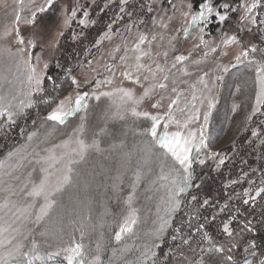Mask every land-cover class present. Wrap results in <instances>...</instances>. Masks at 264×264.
I'll use <instances>...</instances> for the list:
<instances>
[{"label":"snow or ice","instance_id":"snow-or-ice-1","mask_svg":"<svg viewBox=\"0 0 264 264\" xmlns=\"http://www.w3.org/2000/svg\"><path fill=\"white\" fill-rule=\"evenodd\" d=\"M56 2L57 0H43V3L37 5L36 0H28L31 18L24 22L34 26L37 14L48 11ZM19 3L24 4V0H19ZM111 3L113 0H107L104 8H108ZM167 3L171 6L170 9L157 8L151 0L147 5L141 4V9L146 7L147 13L156 12L157 15L151 17V27L145 31H140L137 26L134 44L125 42L123 48L116 45L109 51L108 55L113 61L116 60L117 53L122 52V55L119 56V62L105 65V71L108 73L106 77H89L90 72L97 71L92 66V60L78 62V68L86 69L82 71L81 78L73 74L72 68L65 69L64 79L70 81L73 90L62 98V84L47 74L49 63L44 61L42 68L40 66L43 56L42 52H35L36 40L26 39L21 35L18 26L21 16L17 12L13 40L17 47L15 51L11 47L0 48V55L7 54L8 72H12L13 67L15 69L13 79L7 81L9 85L20 83L26 86V89L22 87L16 94H12L10 88L7 94H0V129L14 125L18 118L26 115L28 109L43 104L45 115L41 127L44 131L42 134L39 130L29 132L27 141L31 143L34 139H39L40 144L50 146L33 149L27 155H21L23 150L17 149L15 152H9L6 160H0V193L3 194L0 196V264H35L37 261H46L53 257H63L66 264H103L100 252L106 245L98 240L95 252H86L83 244V221L79 222L78 228L75 226L78 223L76 217L82 215L78 208L82 209L86 202H90L93 186L102 184L105 179L112 181L114 188L122 185L127 179L130 187L124 201L127 205L126 212L122 213L120 220L116 222L118 231H115L114 239L117 242H122L126 235H135L134 228L139 222V216L133 203L138 190L141 187L145 193H160L163 190V195L158 197L156 204L155 227L146 234L147 238L142 243L135 245L139 252L135 264H158V242L172 226L174 215L183 205L185 189L192 184L194 165H204L207 158L215 161L216 169L219 170L226 161V157L220 153L209 150L210 136L207 131L209 118L217 102L214 90L218 88V82L223 80V76H215L210 81L207 79L209 72H203L195 83L189 84L183 77L192 75L189 72L190 65L199 67L210 54L219 51L221 55H226L228 48L239 47L240 51L234 58L236 64L246 63L255 73V99L247 120L251 121L257 114L264 116V48H258L255 44L246 45L240 35L243 32H251L253 28L264 31V13L260 11L264 8V0H200L196 7L191 2L185 4L183 0L179 7L173 0H167ZM118 5L119 14L107 25V30L96 40L93 47L99 48L105 40L111 41L114 35L118 34V30L114 32L113 25L123 20L125 14L130 19L133 17L134 12L128 10L131 7L130 0H118ZM32 6H35L34 10ZM177 11L184 21L181 30L185 40L195 37L198 41L193 47L201 50L200 59H191V54H175L178 40L176 36L168 33V29ZM234 13H239L235 31L229 34L230 29L221 27L218 40L212 38L208 31L209 25L216 22L223 26ZM62 20L64 27H71L73 22L82 28L97 23L95 19L90 18V13L84 5L79 3L62 9ZM144 24L145 21L140 19L139 25ZM133 26L134 24L127 25V30L130 32ZM157 28L159 31L155 30ZM63 34L61 28L58 36ZM12 35V29L6 28L0 33V40ZM76 38L74 33L73 39ZM153 44L157 48L155 54L152 51ZM57 46L58 39L51 42L53 50ZM161 48L165 50L159 51ZM257 55L261 56L260 60L256 59ZM161 56L163 63L157 62ZM121 66V77L139 85L142 89L139 95L132 88L111 87L116 71ZM57 67L60 65L57 64ZM217 67L222 68L224 72L228 71L226 66ZM4 79L7 80V77ZM45 81L50 83L49 88L44 86ZM181 84H187V89L180 88ZM108 88L111 90H104ZM157 96L151 104V108L157 110L155 114L139 110L146 100ZM102 98L111 100L116 109L109 119L124 121L125 116L130 113L133 118L146 122V126L128 129L123 125H113L109 128L105 121L103 127L93 131L91 140L86 139L89 101L99 102ZM164 100L169 103L166 110L161 112L159 110L165 108ZM237 107L239 106L233 105V112ZM202 108H206V111L203 113L201 124ZM81 112H84V115L79 117V123L72 128L67 138L58 143L51 142V138L68 124L69 119ZM33 123L35 124V121ZM260 123L264 125V120ZM173 126L175 130L169 131ZM129 131L133 137L141 139L130 141ZM251 136L259 140L258 147H264V127L254 128ZM100 137L110 139L107 148L101 146ZM37 147L39 148V145ZM105 153L108 155L105 156ZM93 154L105 159L114 156L113 169L103 165L98 168L87 167ZM28 156L32 158L28 159ZM13 157L16 158L15 162H12ZM26 167H31L26 176L16 174ZM113 170L116 172L115 176L111 175ZM248 177L249 173L243 172L242 176L229 180L224 187L233 188ZM247 183L249 186L241 192L233 190L223 205H216L209 199H204L200 207H212L216 212L211 217L203 218L207 223L199 222V210L186 213L188 234L185 235L179 227L175 229L172 240H179V244L175 254L168 253L165 258H173L175 264H236L232 254L233 250L239 247L236 237L242 238L244 232L251 233L255 228L252 220L247 218L242 221L239 230L232 226L242 215L240 207L232 202L239 200L242 205L255 208L258 200H264V172L261 173L259 184L250 178ZM195 187L199 188V185ZM70 189L75 192L77 207H69L63 202L64 194ZM147 198L152 199V196ZM197 200L198 197L192 195L188 203L191 205ZM57 209L62 211V215H57L55 222L39 233L41 236L52 237L56 245L55 250L41 254L34 231L43 223L52 221L53 213ZM222 213L226 214L227 218L220 222L219 229L225 239L217 241L207 231V225L215 222ZM66 219L75 231H79V242L75 238V231L69 234L68 242L63 240V221ZM87 219H91L90 212ZM193 220L198 221L195 226L192 224ZM29 224L33 227H28ZM195 234L200 235L197 244L200 255L198 259L192 260L183 248L191 247ZM48 247L52 248L53 245L49 244ZM243 250L247 254L244 264H264V252L257 258L255 240L247 242ZM127 251L129 247L125 245L121 252ZM113 254H116V249H113ZM204 254L209 256V262L204 260ZM214 254H219L220 258L213 259Z\"/></svg>","mask_w":264,"mask_h":264},{"label":"rangeland","instance_id":"rangeland-1","mask_svg":"<svg viewBox=\"0 0 264 264\" xmlns=\"http://www.w3.org/2000/svg\"><path fill=\"white\" fill-rule=\"evenodd\" d=\"M107 0H57V2L44 13H38L36 17V24L29 25L24 21L31 18V12L28 10V0H24V4H20L19 0H0V33H3L6 28L12 29L13 35L9 36L7 39L0 40V48L11 47L15 51L17 45L13 43L15 38V28H16V14L19 12L21 16V21L19 22V30L21 35L26 39L33 38L37 42V47L35 52H42L43 60L41 61V68L43 62L47 61L49 63V68L54 69L53 72L47 70L48 75H57L58 73L65 71L67 68L73 69V74L77 75L78 78H81L82 70L77 67L78 62H84V59L89 57L95 58L93 61V67L96 68V72L89 73L90 78H104L108 75L105 71L106 64H112L119 62V56L121 53L116 54V60L113 61L112 58L108 55L109 51L114 48L116 45H120L123 48L125 42L129 45L135 43L137 26L140 31H145L146 28L151 27V17L157 15L156 12L151 14L147 13L146 7L141 9V4L147 5L150 0H130L131 7L129 11H133L134 15L130 19L126 14L124 15L123 20L117 21L113 25V30L118 34L114 35L111 41L105 40L99 48L93 47L96 40L107 30V25L116 18L119 14V5L118 0H113V3L109 5L108 8H104V4ZM151 2L156 4L157 8L170 9L171 6L167 3V0H151ZM174 3L179 7L182 0H173ZM186 4L190 2L189 0H183ZM43 3V0H36V4ZM82 4L89 11L90 18L95 19L97 23L95 25H90L87 28H82L78 23L73 22L71 27H64L62 20V9L66 6ZM35 6H32L34 10ZM103 9V10H102ZM264 13V8L260 9ZM171 15V12H169ZM80 13H78V18ZM239 13H234L231 15L230 20L223 26L219 25L216 22H213L209 25L208 31L211 33V37L218 40L219 38V29L224 27L230 29L229 34L232 31H235V28L238 24ZM143 19L145 21L144 25H139V20ZM135 22V23H134ZM134 24L131 31L127 30V25ZM184 26L183 18L180 16L179 11L176 12L174 19L169 23L168 33L177 37V51L175 54H191V59H200L202 52L200 49L193 47L198 41L195 37H191L185 40L183 31L181 30ZM63 28V36H58V31ZM91 29L96 37L94 36V42L89 44L86 40L87 31ZM159 31V29H155ZM74 33L77 35L76 39H73ZM243 37V40L246 45L255 44L258 48H264V31L259 30L258 28H253L251 32H243L240 34ZM58 39V46L55 50L51 47V42ZM84 43V44H83ZM69 48L68 52H72L74 57L70 60L65 61L64 58L67 57L62 55ZM165 48L159 49L163 52ZM152 51L155 54L157 48L153 44ZM240 48L237 46H232L227 49L226 55H221L219 51L217 53H212L209 55L207 60L196 67L194 65L189 66V72L192 75L183 77L187 80L189 84L195 83L197 77L202 75L203 72H209V79H214L215 76L222 75L223 80L218 82V88L214 90V94L217 98L216 107L212 110L211 116L208 122V134L210 136L209 150L220 153L222 156L226 157L225 164L220 167L219 170L216 169L215 161L206 158V163L204 165H194L193 179L192 184L185 189L184 200L181 209L174 215L173 219L176 217V223H179L178 227L182 229L185 235L188 234V225L182 222V219L186 216V213L195 212L199 210V215L201 217V223H206L204 217H211L215 215L216 212L212 207L201 208L204 199H209L216 205H223L227 196L232 194L233 190L235 192H241L243 188L248 187L247 179L250 178L255 180L259 184L261 173L264 172V147H258L259 140L251 136V131L257 127H264L261 125V121L264 120V116L257 114L252 118L251 121L247 120V117L251 114V108L254 104L255 99V73L250 70V66L246 63L243 65L236 64L235 56L239 53ZM5 55V54H4ZM97 56V59H96ZM257 60L261 59V56H256ZM171 60V56L169 57ZM163 63V57L161 56L157 61ZM57 64L60 67H57ZM69 65V66H68ZM217 65L226 66L228 68L227 72H224L222 68H218ZM154 66V65H153ZM123 71L121 66L116 71L114 79V84L111 86L115 87H125L132 88L135 90L136 94L139 95L142 92V89L139 85L132 83L121 77L120 73ZM69 81V80H68ZM70 82V81H69ZM171 87V82H169ZM44 86L46 88L50 87V83L45 81ZM182 89H187V84L179 85ZM72 86L68 92L72 91ZM104 90H111L110 88ZM68 94V93H67ZM65 94V95H67ZM63 97V96H62ZM61 97V98H62ZM154 97L152 100H146L142 105H140L139 110L141 111H150L156 113V109L151 108V104L155 102ZM165 108L160 109L159 111L163 112L166 110L168 100L163 101ZM233 105H238L236 111L233 112ZM183 107V105H181ZM45 106L41 104L38 107L28 109L26 115L17 119L19 121L22 118L28 116L27 122L28 125L24 126L22 130L21 138L18 142L13 144L9 150L5 151L0 160H6L8 158L9 152H15L17 149H22L21 155H27L31 153L33 149L39 150L40 148L48 147L50 144H40L39 139H34L31 143L27 141V134L32 131H37L42 134L44 129L41 127L43 116L41 112ZM116 111L113 106V102L108 98H102L101 101H89V111H88V122H87V131L86 139L91 140L93 131H98L100 127H103L105 121H107V126L112 128L115 126H125L128 129H135L140 126H146V122L142 119L133 118L130 113L125 116L124 121L118 119H109L113 116V113ZM206 111V108L201 109V120L200 123H203V113ZM84 115V112L78 113L75 117L69 119L68 124H66L60 132H58L54 137L51 138V142L58 143L60 140L66 139L68 134L72 131V128L79 123V117ZM16 121V122H17ZM35 121V124L33 123ZM195 127V125H193ZM1 130V129H0ZM175 130V126L171 127L169 131ZM249 131V136L244 142V145L250 147L248 151L240 152L238 146H234L230 152L226 153L222 151L223 148L228 147L234 143L242 133ZM42 138V136L40 137ZM129 140L132 139H141L140 137H133L132 132L129 131ZM101 146L107 148L111 142L107 137H100ZM39 145V148L37 147ZM213 148V149H210ZM216 148H221L217 150ZM159 151V150H157ZM108 154L105 153V156ZM31 156H28V159H31ZM16 158H12V162H15ZM262 162V166H261ZM27 163V161H25ZM105 166L106 168L113 169L114 166V156L105 159L103 156L93 154L90 159L87 167H100ZM31 170V167H26L20 169L16 174L26 176L27 172ZM253 170H255L253 172ZM243 172H248L249 177L245 181L233 186V188L226 189L224 185L231 179H238L242 176ZM112 176L116 175V172L113 170L111 172ZM7 180L8 178L5 177ZM12 183H16L12 181ZM199 185V188L195 187ZM210 186L212 187L210 189ZM211 190L213 191L211 193ZM130 192V187L128 180L125 179L124 183L118 187H113L112 181L105 179L103 183H98L93 186V190L90 195V202H86L85 206L82 209H79L82 212L81 216L76 217L78 223L75 226L79 227V222L82 220L84 225L85 238L83 244L85 245L86 252L94 253L96 248V243L98 240L106 247L101 249L100 255L103 261V264H135L136 258L139 255V252L135 245H139L146 238V234L151 232L155 227L154 221L157 219L156 214V204L158 203V197L163 195V190L160 193H145L143 187L138 190L136 199L134 200L133 207L138 210L139 222L134 228L135 235L125 236V239L122 242H117L114 239L115 231H118L116 222L120 220L121 214L126 212L127 205L124 203L126 197ZM211 194V196H208ZM3 194L0 193V196ZM192 195H196L198 200L193 202L191 205L188 203L191 201ZM148 196H152V199H148ZM63 202L69 207H77L75 201V192L74 190H68L63 197ZM235 206L240 207L242 215L238 218L240 221L242 217L247 219H254L253 225L254 228L259 227L262 224L264 228V200H258L257 206L255 208L250 206H244L240 203L239 200L232 202ZM90 212L91 219H87V216ZM57 215H62V211L57 209L53 213L52 221L43 223L39 228H36L34 235L38 244L40 245L39 251L41 254H44L49 251L55 250V243L51 236H41L39 233L45 228L50 227L56 220ZM227 218L226 214H219L217 217L215 236L210 232L208 226L207 231L214 237L217 238L219 235L225 239L220 234V222ZM237 220V222H238ZM173 222V220H172ZM234 223L232 226L239 230L238 224ZM198 221L193 220L192 224L195 226ZM103 224V227L101 225ZM28 227H33L29 224ZM59 227V225H57ZM64 233L63 240L68 242L69 234L74 232L75 229L68 223V220L63 221ZM172 226L167 230L163 235L162 240L159 241V245L167 236H170L169 241V250L166 251L165 255L168 253L175 254L176 246L179 244V240L173 241L172 236L175 232L171 231ZM169 232V233H168ZM247 233L244 232L241 236H237L236 240L239 243L240 247H237L233 250V255L236 260V264H244V259L246 253L244 252V247H246L247 242L255 240L253 234L247 238ZM101 234H103L101 236ZM75 238L79 242L80 233L75 231ZM168 238V237H167ZM200 241V235L195 234L193 236L191 247L184 246L183 250L192 260L198 259L200 253L197 248V244ZM257 244V258H260V254L264 252V248L261 249L262 242L256 241ZM263 242H264V232H263ZM52 244L53 247L49 248L48 245ZM127 245L129 251L121 252V250ZM113 249H116V254H113ZM191 249H196L192 251ZM157 252V249H156ZM238 254V255H237ZM165 255L158 260V264H164ZM206 255V254H204ZM251 259V257H248ZM170 264H175V260L172 258ZM207 262V261H206ZM35 264H66V261L63 260V257H53L46 261H37Z\"/></svg>","mask_w":264,"mask_h":264},{"label":"trees","instance_id":"trees-1","mask_svg":"<svg viewBox=\"0 0 264 264\" xmlns=\"http://www.w3.org/2000/svg\"><path fill=\"white\" fill-rule=\"evenodd\" d=\"M191 3H193L194 7L198 6L199 3H200V0H189ZM219 2H223V0H219ZM94 36L96 37V35L91 32V29H89L87 31V36H86V40H88L87 42L90 44H92L94 42ZM84 44V43H83ZM70 49L67 48L66 51L64 53H62L63 56H65L67 54V57L64 58L65 61H68L70 60L72 57H74V54L72 52H68ZM96 59H97V56H96ZM86 60H92L94 61L95 58L92 57H89L87 59H84V62ZM69 66V65H68ZM48 71L50 72H53L54 74V69L50 68ZM58 82H60L63 86V89L62 91L60 92V96H64L65 94L68 93L69 89L71 88V83L68 81V80H65L64 79V71L58 73L57 75H52ZM42 115L45 114V108L43 109V111L41 112ZM27 119H28V116H26L25 118H22L20 119L19 121H17L14 125H11V126H8V127H5L3 129L0 130V156H2L4 154L5 151L9 150V148L15 144L16 142H18L21 138V134H22V130L24 129V126L25 125H28L29 122H27ZM249 136V131H245L244 133L241 134V136L234 142L232 143L231 145H229L228 147H225L222 149V151H225L226 153L230 152L231 149L234 147V146H238V150L240 152H244L245 151H248L250 147H247L244 145V142L246 141V139L248 138ZM261 166H262V162H261ZM212 187L210 186V189ZM213 191L211 190V193ZM208 196H211V194H208ZM244 220V217H242V219L238 222V227L240 228L241 227V224H242V221ZM249 220H253L254 219H249ZM182 222L184 224H187V215L182 219ZM207 223V222H206ZM178 225L179 223H176V217L173 219V222H172V228H171V231L172 232H175V229L178 228ZM210 232L214 234L215 236V228H216V222H212L211 224H208L207 225ZM263 232H264V228L262 226V224H260L259 227H256L255 228V231L251 232V234L254 235L255 237V240L256 241H261L262 242V246H261V249L264 248V242H263ZM169 233V232H168ZM247 235V238L249 236V233L246 234ZM252 236V235H251ZM168 237V238H167ZM165 238V240H163L161 242V244L159 245V247L157 248V260H159L160 258L162 259V257L165 255L166 251L169 250V237L170 236H167ZM216 239V238H215ZM221 240H224L220 235L219 237L217 238V241H221ZM240 247V246H239ZM238 255V254H237ZM166 257V255H165ZM219 254H214L213 256V259H219ZM172 258L169 257L168 259L164 258V264H170ZM204 260L209 262L210 258L209 256L206 254L204 255Z\"/></svg>","mask_w":264,"mask_h":264},{"label":"crops","instance_id":"crops-1","mask_svg":"<svg viewBox=\"0 0 264 264\" xmlns=\"http://www.w3.org/2000/svg\"><path fill=\"white\" fill-rule=\"evenodd\" d=\"M8 67L9 59L7 57V54L0 55V94H7L10 88L12 89V94H16V92L22 87L26 89V86H22L20 83H14L13 85H9L7 81L13 79V73L15 72V69L13 67L12 72H8ZM5 76L7 77V80L4 79ZM210 149L213 148L210 147ZM216 149L219 150L221 148Z\"/></svg>","mask_w":264,"mask_h":264}]
</instances>
